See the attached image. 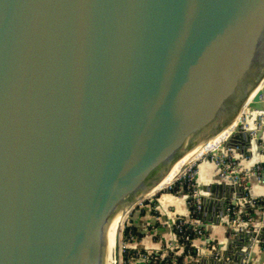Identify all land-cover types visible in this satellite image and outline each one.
Wrapping results in <instances>:
<instances>
[{
  "label": "water",
  "instance_id": "obj_1",
  "mask_svg": "<svg viewBox=\"0 0 264 264\" xmlns=\"http://www.w3.org/2000/svg\"><path fill=\"white\" fill-rule=\"evenodd\" d=\"M263 95L264 0H0V264H107L113 220Z\"/></svg>",
  "mask_w": 264,
  "mask_h": 264
},
{
  "label": "built area",
  "instance_id": "obj_2",
  "mask_svg": "<svg viewBox=\"0 0 264 264\" xmlns=\"http://www.w3.org/2000/svg\"><path fill=\"white\" fill-rule=\"evenodd\" d=\"M227 150L226 157L224 158L213 156L210 153L207 155V157L212 156L213 159H215L212 164L219 168L217 175L218 181L214 182L217 184V186L215 189L210 190V192L207 194L209 201L208 203L209 205H216L217 202H219L217 199L225 196V199L222 201L227 202V215L225 216L226 219L224 217V225H227L228 228V238H234L236 236H239L240 238L241 235H239V233H243L244 230H247V233L250 231L256 235L258 234L257 227L251 224V219L246 221L242 217V214L244 207H249L250 205L252 207H257L260 205V201L263 200L261 198L263 195L256 194L254 196L252 194V183L250 181L244 183L241 180L240 169L233 170L232 172L229 171V166L226 164V161L231 159V161L237 162L239 160L232 156V150H237L236 148H227ZM241 156L247 158L250 157L249 155L245 156L242 153ZM206 160L211 163L209 159ZM258 165L263 166L261 171L258 170ZM189 170L190 168L188 171ZM252 171L259 180H263L264 182V161L257 163L256 166H253ZM187 172L179 176L174 182L161 190L165 192L168 189L170 192L168 194H171L177 198L185 197L184 201L188 209L186 214L177 212L173 205H169L167 207V211L169 213L164 212L161 209L162 213L160 214L164 219L163 223L171 228V240L161 250H132L129 247V243L135 238V232L132 227L128 229L126 225L122 233L124 236V240L122 239V251L126 253L125 257L127 258V262H130L132 259H139L146 261L148 264H179V259L183 255L184 257L181 259L182 264H193L195 261L203 257L207 251L210 252L214 257L218 256L219 253L217 246L215 244H210V239H208L206 243H202L200 245L194 243V238L196 236L203 237L206 240L208 224L205 223L200 217V214L203 211V202L200 198V185L195 180L197 172L194 176L187 179L189 180L188 182L192 183L193 188H191L189 185L190 183L186 181V178L188 177ZM212 184L213 183H208L207 185ZM243 191L246 192L245 196L238 197ZM233 200H237L236 205L232 204ZM157 202L160 206V202L158 200ZM262 207L264 208V205ZM252 246H254V244ZM252 246L251 249L253 248ZM247 254H250V251ZM246 264H249L248 260L246 261Z\"/></svg>",
  "mask_w": 264,
  "mask_h": 264
},
{
  "label": "crops",
  "instance_id": "obj_3",
  "mask_svg": "<svg viewBox=\"0 0 264 264\" xmlns=\"http://www.w3.org/2000/svg\"><path fill=\"white\" fill-rule=\"evenodd\" d=\"M237 159L241 160V166L244 161L250 159V157H243L240 155ZM218 177L215 176L211 172L209 175L203 174L201 176V181H197V183H201L202 185L208 184L209 182H216ZM225 196L219 199L218 201L224 200ZM168 202H177L184 200L180 198L179 200L173 201L170 198H166ZM165 199V200H166ZM214 199V197H213ZM185 211L180 213H187L188 209L185 204ZM264 200L260 201V205L257 207H244L242 217L247 221L251 219V224L256 226L258 229L259 237L261 238V242L256 243L257 239H254L247 233V230H244L241 237L237 239V243H227L228 241V228L227 225H214L208 223V229L206 232V240L203 237L196 236L194 238V243L200 245L202 243H206L208 239H210V244H215L218 249V256L214 257L210 252H206L203 255V263L202 264H217L221 262V264H246L248 260L249 264H264ZM175 210L178 212L177 206L173 205ZM217 205L210 204L207 205L206 210L202 211L200 214L201 219H207L211 221L218 217ZM161 208L154 202L148 201V203H142L137 206L133 212L129 216L128 225L135 230V238L133 241L129 243V247L132 250L142 249V250H161L163 249L171 240V228L168 225L163 223V218L160 213ZM257 212L259 216L254 217V213ZM226 219V217H225ZM204 221V220H203ZM214 227V228H213ZM263 237V238H262ZM236 241V240H235ZM254 244V247L251 249L249 246L250 242ZM221 245V248H220ZM249 247V249H248ZM246 249V250H245ZM239 250L243 253H248L246 257H241ZM210 254V255H208ZM129 264H148L146 261L139 259L130 260ZM194 264V263H193Z\"/></svg>",
  "mask_w": 264,
  "mask_h": 264
},
{
  "label": "bare ground",
  "instance_id": "obj_4",
  "mask_svg": "<svg viewBox=\"0 0 264 264\" xmlns=\"http://www.w3.org/2000/svg\"><path fill=\"white\" fill-rule=\"evenodd\" d=\"M262 87V84H261ZM254 95V94H253ZM252 99V97H251ZM247 102L246 106L243 108L242 113L237 118L232 126H230L227 130L222 132L221 134L213 137L209 141L205 142L202 146L196 148L191 151L188 155H186L181 161H179L171 170L169 175L159 184V186L150 194H156L158 191L166 188L169 184L174 182L179 176L184 174L198 159L208 155L209 153L213 156L224 158L227 154V148L224 147L225 141L229 140L233 135V131L239 123L241 124V129L239 133L241 134H249L251 138L250 149L247 150L250 154V159L244 161L240 166V171L247 172L248 178L250 179L252 186L251 191L255 196L256 194L264 193V182L263 180H259L255 173L252 171V168L255 164L264 161V143L261 144V140L264 139V108L262 109H252L249 107V102ZM263 105H264V95L262 97ZM232 154L235 155V158L240 157L241 152L237 150H232ZM238 170V169H236ZM211 172L215 174L217 177L219 168L215 167L212 163H209L206 159L199 164V168L197 171V181H201V176L203 174L210 175ZM218 181V180H217ZM216 181V182H217ZM212 183V182H209ZM214 183V182H213ZM199 185H202L201 183ZM170 194L163 195L162 201H167L166 198H170L173 200ZM264 195V194H263ZM166 199V200H165ZM222 199V198H221ZM178 200L174 199L173 201ZM171 203V202H170ZM181 211H185L184 208ZM131 210H126L119 214L111 223L108 230V238H107V264H121V255L120 259H117V252L120 249L121 245V235L123 226L130 214ZM214 228V227H213ZM263 238V237H262ZM254 239H261L259 235H255ZM256 240V241H257ZM249 246L252 245L251 241H249ZM249 249V247H248ZM116 250V251H115ZM246 250V249H245ZM239 254L241 257H245V254L239 250ZM121 253V251H120ZM210 255V254H208Z\"/></svg>",
  "mask_w": 264,
  "mask_h": 264
},
{
  "label": "rangeland",
  "instance_id": "obj_5",
  "mask_svg": "<svg viewBox=\"0 0 264 264\" xmlns=\"http://www.w3.org/2000/svg\"><path fill=\"white\" fill-rule=\"evenodd\" d=\"M264 143V139L263 140H261V144H263ZM229 153H231V152H229ZM232 156L233 157H235V155L234 154H232ZM238 158V157H237ZM205 159H209V161L211 162V163H213L214 162V160L215 159H213V157L212 156H208L207 157V155L206 156H204V157H202L201 159H198L193 165H192V167H190V170L187 172V175H188V177L186 178V181L188 182L189 180H187V179H189L190 177H192V176H194L195 174H196V172L198 171V167H199V164H201V162L203 161V160H205ZM237 160H239V159H237ZM238 163H240L241 164V160H239V161H231V159L230 160H227L226 161V164L229 166V171L230 172H232L233 170H236V169H240L241 167L240 166H238V165H240V164H238ZM257 164H255L254 166H256ZM224 168V167H223ZM262 168H263V166L262 165H258V170L259 171H261L262 170ZM247 172L245 173V171H241V175H240V178H241V180L244 182V183H247L248 181H250V179H248L247 177ZM183 175V174H182ZM251 182V181H250ZM188 183H190V182H188ZM190 185V187L191 188H193V186H192V183H190L189 184ZM168 193H170L169 192V190L167 189L165 192L164 191H160L157 195H154V196H151L150 198H148L147 200H145V201H154L158 206H159V203L157 202V200L160 202V206H159V208H161L164 212H167V213H169L168 211H167V207L169 206V205H176L177 206V209H178V212H183V211H181V209L182 208H184L185 209V206H183L184 204V200H182V202H180V201H177V202H168V203H166V202H163L162 201V197H163V195H168ZM162 195V196H161ZM171 195V194H170ZM169 195V196H170ZM263 195V194H262ZM172 196V195H171ZM174 196H172V198H173ZM181 198H183V199H185V197H181ZM263 200H264V195L261 197ZM174 199H180V198H177V197H174L173 198V200ZM176 201V200H175ZM262 201V200H261ZM160 209V210H161ZM186 210V209H185ZM257 216H259V214L257 213V212H255L254 213V217H257ZM128 221H129V217L127 218V220H126V222H125V224H124V226H123V229L125 228V226L127 225V223H128ZM122 233H123V230H122ZM123 235H121V240H120V242H121V245H120V251H121V264H129V262H127V258L125 257V255H126V253L124 252V251H122V239L124 240V236L122 237ZM116 251V250H115Z\"/></svg>",
  "mask_w": 264,
  "mask_h": 264
},
{
  "label": "trees",
  "instance_id": "obj_6",
  "mask_svg": "<svg viewBox=\"0 0 264 264\" xmlns=\"http://www.w3.org/2000/svg\"><path fill=\"white\" fill-rule=\"evenodd\" d=\"M143 203H148V201H144ZM127 228L129 229L130 228V226L128 225V223H127ZM135 231V230H134ZM184 256L182 255L181 257H180V259H179V264H182L181 263V259L183 258ZM190 264V263H189Z\"/></svg>",
  "mask_w": 264,
  "mask_h": 264
}]
</instances>
